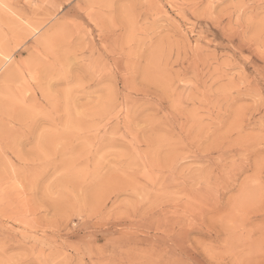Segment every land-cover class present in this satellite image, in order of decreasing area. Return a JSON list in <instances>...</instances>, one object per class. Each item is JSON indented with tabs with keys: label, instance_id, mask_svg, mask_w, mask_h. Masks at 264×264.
<instances>
[{
	"label": "rangeland",
	"instance_id": "1",
	"mask_svg": "<svg viewBox=\"0 0 264 264\" xmlns=\"http://www.w3.org/2000/svg\"><path fill=\"white\" fill-rule=\"evenodd\" d=\"M0 264H264V0H0Z\"/></svg>",
	"mask_w": 264,
	"mask_h": 264
},
{
	"label": "bare ground",
	"instance_id": "2",
	"mask_svg": "<svg viewBox=\"0 0 264 264\" xmlns=\"http://www.w3.org/2000/svg\"><path fill=\"white\" fill-rule=\"evenodd\" d=\"M9 59V58H8ZM6 62V61H5ZM3 66V65H2Z\"/></svg>",
	"mask_w": 264,
	"mask_h": 264
}]
</instances>
